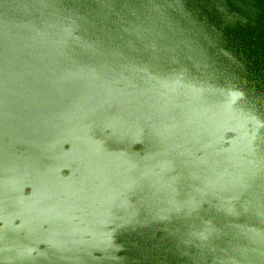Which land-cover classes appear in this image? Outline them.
I'll return each mask as SVG.
<instances>
[{"label": "water", "instance_id": "1", "mask_svg": "<svg viewBox=\"0 0 264 264\" xmlns=\"http://www.w3.org/2000/svg\"><path fill=\"white\" fill-rule=\"evenodd\" d=\"M0 264H264V0H0Z\"/></svg>", "mask_w": 264, "mask_h": 264}]
</instances>
